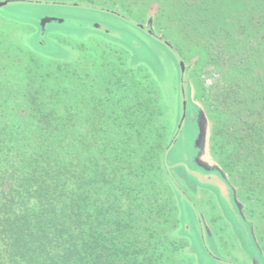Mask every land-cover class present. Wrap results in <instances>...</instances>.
Here are the masks:
<instances>
[{"label":"trees","instance_id":"obj_1","mask_svg":"<svg viewBox=\"0 0 264 264\" xmlns=\"http://www.w3.org/2000/svg\"><path fill=\"white\" fill-rule=\"evenodd\" d=\"M112 3L134 4L139 22L157 6L161 23L171 0ZM87 45L75 64L0 50V264H195L174 236L179 208L163 167L173 137L161 88L122 50ZM258 117L247 133L218 137L225 153L217 155L232 173L241 168L232 180L239 197L256 202L264 245Z\"/></svg>","mask_w":264,"mask_h":264},{"label":"rangeland","instance_id":"obj_2","mask_svg":"<svg viewBox=\"0 0 264 264\" xmlns=\"http://www.w3.org/2000/svg\"><path fill=\"white\" fill-rule=\"evenodd\" d=\"M189 6L171 0L161 21L167 31L157 35L173 33L178 43L172 49L149 33L145 19L140 20L144 28L139 24L132 3L134 11L112 0H11L0 7V50L14 56L20 48L30 49L61 64L78 63L82 48L92 42L127 53L129 67L147 70L163 93L173 137L163 167L179 208L174 236L187 244L183 252L195 264H264V250L233 184L209 154V124L181 70L184 54L207 47L219 65L214 76L204 75V87L212 91L208 99L216 103L213 88L228 79L243 93L242 112L254 113L264 95V0H194ZM46 19L53 21L41 31ZM244 25L250 27L242 31ZM234 170L237 179L243 177L239 166ZM211 202L219 206L217 216Z\"/></svg>","mask_w":264,"mask_h":264},{"label":"flooded vegetation","instance_id":"obj_3","mask_svg":"<svg viewBox=\"0 0 264 264\" xmlns=\"http://www.w3.org/2000/svg\"><path fill=\"white\" fill-rule=\"evenodd\" d=\"M11 3V0H9ZM155 7V8H154ZM150 7L144 17V22L148 23V26L151 27L149 30L150 34L154 37H159L157 35V32L164 31L160 28V21L158 19V8L157 6ZM261 10L263 11L261 13V20H264V7H261ZM255 16H253V19ZM139 24L144 28L145 26L139 22ZM150 24V25H149ZM252 24V23H251ZM250 24V25H251ZM249 25V27H250ZM261 26L264 28V24L262 23ZM247 26L241 27L242 31H245V29L249 28ZM46 26H41V31H45ZM251 29H254L251 27ZM44 33V32H42ZM166 45L172 49L175 48V40L174 35L167 36L165 38L159 37ZM29 51L28 49H26ZM31 52V50L29 51ZM194 56L192 59H190L191 56ZM212 51L207 52H198L194 51L191 55H185L182 56L181 60L185 64V71L183 73L184 82L186 83L188 90L190 92L191 98L193 97V102L196 103L198 106H200L206 116V119L209 124V154L212 158V160L218 165L221 170L224 172L226 178L233 184L234 190L238 195V186H236V183L232 180V176L234 173L231 172L230 167L224 166L220 160L221 157L225 151L223 148H221L220 142L218 140V137L228 139L227 136H237L242 135L244 133H247L251 127H255L253 123H259L258 120V112H261L264 115V95L260 93L261 97V103L260 106L255 110L254 113H243V107H242V100L240 98L243 93H239L240 88L235 87L234 84L230 80L225 79L221 82L218 88L214 87L213 89L217 91L216 93V103H211L210 99H208L207 94L212 93V91H208L206 87H204V75H215L214 73L217 70L216 63L218 62V57H214L215 59H212ZM222 69H225L224 65H221ZM246 94V93H244ZM247 96L250 94H246ZM196 101V102H195ZM253 110V109H252ZM255 114V115H253ZM217 153L220 155H217ZM239 180V178L237 179ZM205 191L202 190L201 195L202 199H205ZM200 197V196H199ZM239 197V195H238ZM239 200L242 204L243 212L245 213V216L247 219L251 222L250 224L254 228L255 234L258 236V241L260 242L261 247L264 250L263 242H261V239L258 234V224L260 220L259 213H253L254 211V203L248 199H244L242 197H239ZM212 203V202H211ZM209 205L210 202H207ZM214 214L217 216L218 212L220 213L219 206L215 203H212ZM212 213V212H211ZM229 234V233H228ZM231 240L233 241L234 238L232 234H229ZM237 244V243H236ZM235 247V244L234 246Z\"/></svg>","mask_w":264,"mask_h":264},{"label":"water","instance_id":"obj_4","mask_svg":"<svg viewBox=\"0 0 264 264\" xmlns=\"http://www.w3.org/2000/svg\"><path fill=\"white\" fill-rule=\"evenodd\" d=\"M9 3H10V1H3V2L0 1V7L6 6ZM52 21H53V19H46V20L42 21V26L44 27L47 23L52 22ZM181 70H182V73H184L185 64L183 62H181ZM186 105H187V103H184V108H186Z\"/></svg>","mask_w":264,"mask_h":264}]
</instances>
